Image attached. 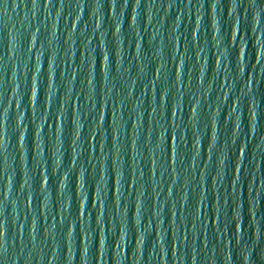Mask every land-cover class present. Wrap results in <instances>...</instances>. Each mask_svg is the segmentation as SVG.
Returning <instances> with one entry per match:
<instances>
[{"label": "water", "instance_id": "1", "mask_svg": "<svg viewBox=\"0 0 264 264\" xmlns=\"http://www.w3.org/2000/svg\"><path fill=\"white\" fill-rule=\"evenodd\" d=\"M0 264H264V0H0Z\"/></svg>", "mask_w": 264, "mask_h": 264}]
</instances>
